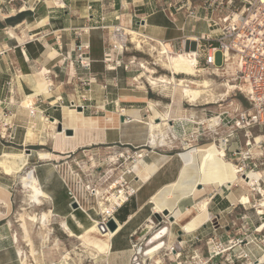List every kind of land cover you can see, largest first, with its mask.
I'll list each match as a JSON object with an SVG mask.
<instances>
[{
	"label": "crops",
	"instance_id": "0c3cea01",
	"mask_svg": "<svg viewBox=\"0 0 264 264\" xmlns=\"http://www.w3.org/2000/svg\"><path fill=\"white\" fill-rule=\"evenodd\" d=\"M89 1H93L91 10H87ZM102 1L52 0L48 2L43 0H0V130L11 134L14 132L15 136L17 134L19 143H15L16 145H24V130L31 122L30 120L33 118L36 120L35 116L40 112L41 116L48 114L49 118L53 117L54 120H57L56 123H52L54 120L48 118V121L45 120L44 127L49 129L48 137L50 139H56L57 135L61 136L62 143L58 144L57 148H60L63 154L67 153V150L82 147L84 144L89 146L90 142L96 146L108 144V142L113 143L117 140V137H111V132L117 134L120 143H124L125 145L139 144L140 147L150 148L145 143H141L145 136L144 129L141 128L144 127L143 124L137 125L139 126L137 129H135L136 126H128L127 124L123 126V133L108 131L116 130L111 127L114 125L118 126L112 119L118 113V109L111 111L107 107L124 108L123 112L126 119L139 118L144 121L148 118L146 116L148 115L146 106L148 100L151 99L148 89L142 88L141 84L138 87L135 86L134 81L131 79L134 72L124 70L122 66L116 67L112 62L109 64V69L104 68L102 61L103 53L108 50V46H105L106 44L103 40L98 45H95V36L99 34V38L103 39L105 37L103 30L105 27L109 28L111 26L104 24L107 22H115V24L120 23L127 26L128 14H124L126 16L125 20H121L123 14L120 17L118 14H106L104 16L102 12H97L98 9L96 10L98 6L100 7L99 3ZM53 3L56 5L64 4V8H58ZM163 3H159V5H163ZM138 5L144 6L137 9L140 12L136 13V15L146 18V24L143 28L146 33L142 32L152 38L169 42L172 50L175 49L176 40L186 36V33L194 31V29L185 28L186 21L184 22L183 19L179 17L172 19L169 17L167 11H162L159 8L153 9L152 6L155 7L153 0L142 1ZM156 5H158V2H156ZM93 6L96 8L94 9ZM23 7L26 10H22ZM45 17L47 22L40 25L39 21L45 19ZM132 20L137 21L136 19ZM78 43H88L90 45L89 56L92 63L89 70L80 68L78 63L74 61L75 52L73 49ZM52 51H55V54L50 56ZM134 54L136 57L139 56V52L134 51ZM128 55L129 53L126 52L119 57L126 62ZM115 56L113 53L112 59ZM46 74L49 81L52 82L50 89H48V82L44 79ZM35 82L43 87L46 86V90L42 95H39L35 91ZM103 85H105V88L101 87ZM88 86L90 88L89 91L87 90ZM83 93H87L90 101L88 108L83 112L77 110L79 112L77 114L76 129L72 130L74 131L73 136H68L71 138H67L58 134L60 133L59 131H55L56 136H53L54 128H56L55 124L61 123V116L67 115L66 111L62 109L63 105L70 108L68 106L69 100ZM157 95L162 99H158L155 102L160 103L162 102L161 100L170 102L172 94L168 89L167 93L164 92ZM179 95V92L174 93L176 99L179 98ZM39 97L42 98L41 102H37ZM26 99L35 102L36 113L34 116H31L27 107L23 106V102ZM55 100L57 103H52ZM93 101H95V104L92 103ZM98 103H101V105H98ZM157 107H159V104ZM73 109L76 110V108ZM91 109H94L92 112L96 116L85 114V111ZM183 110L184 114H190L188 110ZM176 115L177 113L174 112V108L172 107L171 118ZM117 118L119 121L117 122L120 124L121 117L118 116ZM169 122L172 124L174 132L181 129L176 121L171 122L169 120ZM129 127L135 129L134 132H128ZM169 129H172L171 125ZM100 131L105 132L101 136L95 137V132ZM41 139L42 133L38 141L40 144H37V146L46 144ZM187 147L188 143L183 149ZM9 148L12 149L13 147L4 145L0 139V154L2 155ZM109 148L115 150L116 146H110ZM156 149L160 148H154L158 155L157 161L153 160L150 156L147 157L148 162L145 161L146 158H143L141 165L139 164V167L136 168L138 172L135 170L134 174L129 173L125 175L128 184L134 187L135 192L123 204L113 209L112 212V217L117 223V228L108 240L109 248L106 260L108 261L109 258H112L114 264L117 262V256L134 255L135 250L132 246L134 243L141 245L144 243V227L153 220L155 213L151 196L153 197L163 186L173 182L178 176L181 164L174 160L177 154H162L156 151ZM161 149H165V147ZM166 149H170L169 151H171L173 148ZM31 151L28 153L29 155H31ZM31 157L36 156L35 154L31 155L29 160ZM37 159L45 162L52 160V158L48 160ZM178 159L180 158L178 157ZM92 164H96L95 161ZM97 169L99 170V168ZM21 175L4 174L6 177L18 178L19 182L21 181ZM35 177L42 191L48 196V198L42 200V204H33V206H42L47 203L46 210L36 213L37 217L44 211L51 210V214L55 212L58 216L65 218V223L76 234L81 233L82 228L92 223L90 221H87L88 223L82 222V226H79V224L70 221L69 217L71 213L67 214V209L63 207L65 202L60 200L61 203H57V195L64 189L59 174L44 172L37 173ZM92 177L96 178V173L92 174ZM5 179L0 176V193L2 192L0 204H3L4 209L9 206V201L5 193V191L7 193L8 191L3 187L10 188L9 184L2 181ZM20 184L27 190V204H30L31 189L28 186H23L21 182ZM202 198H206L204 197V193L197 196H189V198L181 199L177 206L181 210H187ZM208 198L210 199V196ZM3 213V211H0V215ZM92 215L94 218L96 214L92 212ZM8 218L6 216L3 220H0V264H21L19 249L16 245V234L12 235L10 229L5 228L6 223L9 222ZM18 221L21 229V220L18 219ZM181 222H179L180 225ZM162 225L167 224L166 222H154V227ZM174 225H178V223L174 222L168 225L171 232V236L170 233L168 235V237L170 236L169 241L173 243L177 240L178 232L181 229H173ZM205 225L200 227L202 228ZM199 228L193 232H197ZM182 243H185L184 239Z\"/></svg>",
	"mask_w": 264,
	"mask_h": 264
},
{
	"label": "rangeland",
	"instance_id": "374dc122",
	"mask_svg": "<svg viewBox=\"0 0 264 264\" xmlns=\"http://www.w3.org/2000/svg\"><path fill=\"white\" fill-rule=\"evenodd\" d=\"M121 1L123 4V8H120V0H103L101 2L102 4L99 3L100 7H93L94 9L96 8V10L98 9L97 12H102L104 16L106 14H123L121 20H125L126 16L124 14H128V17L129 14L134 11L138 14L140 11L137 9L144 6L138 4H140L142 1L148 0ZM153 1L155 2V7L152 6V8L160 9L161 5H159V3L164 2L162 6H165L166 1L169 0ZM234 1L238 2L237 0H172L173 7L171 8V10L174 13V17H179L185 20L187 7H190V9L197 10L199 16H205L209 19V21L212 20L215 22L214 27H211L209 29L204 20L195 21L193 19H186L185 28L194 29V31L188 32L186 33V36L176 40L175 49L173 51L178 52L179 48H181L182 40H186V37L190 35H196L197 38H202L206 35H211L213 37L216 36L220 28L228 20L227 17L230 14V8ZM156 2H158V5H156ZM104 24L112 26L115 24V22H107ZM103 31V33H105V37L101 39L99 38V34H97V36H95V45H98V43H101V40H103L105 41V46H108L112 28L105 27ZM111 40L114 39L111 38ZM188 43V48H194L196 44V42L191 41H189ZM200 43L204 44V41H201ZM153 57H157L156 53L153 54ZM137 58L139 61L148 59L146 55L140 52ZM216 62H220L219 53L216 55ZM149 67L153 69L151 66ZM200 69L202 71L195 73V76H188L182 73H175L174 76L176 77V79L183 77L196 81L207 79L210 83V88L214 93H221L228 90V97H226V99L222 98L219 102L215 103H207V100L204 99V97L197 99L196 101L189 102L188 98L187 101H184V95H181L180 91H174V93H180L178 99H176L174 97V93L172 94V91H170V93L172 94L171 104L168 101L166 102V100H161L162 102L157 103L155 102L156 100L162 99L157 94H163L164 92L167 93L168 89L165 90L157 87L152 91L149 89V95L151 99L149 101L157 104V106L159 104V107H157V109L161 112H165L170 106H172L174 108V112L177 113V115L173 118L177 121L179 120L178 122H182V124L185 125L184 130L180 129L177 132H174L173 129H169V127H162V130L166 136L165 145L159 147L160 149H156V151L162 154H178L179 152L184 150L183 147L187 146V141H190V139L191 141L190 144H188V147L190 145L198 146L213 142L219 149H228V147L230 146L229 149L225 151L224 159L227 161H231L237 167H239L242 164V154L247 152V148L245 147L246 138L244 137V132L242 130L237 131L234 137L232 136L230 138H227L229 142L225 147L224 139L229 134L230 128H228L226 125L212 128L214 127L213 122L207 118L212 117V119H214V116L217 115V113H219L220 111L228 110L231 112L233 110H241L242 108H245L247 106L246 99L238 91H231L235 88V84L233 82L231 83L229 81H226L228 77L224 70L218 71L216 72L217 75H214L209 69L199 68L198 70ZM156 72V75L170 76L168 71H166V67H157ZM92 103L95 104V101H93ZM98 105H101V103H98ZM107 108L111 111H115L116 109H118L114 106H109ZM183 109L188 110L190 114H184ZM93 110L94 109L87 110L85 111V114L95 115L92 112ZM210 114L212 116H210ZM98 116L103 117L104 115ZM118 116L119 114L117 113L114 117H112L114 123H117L118 126L114 125L111 128H114L116 130L108 131L119 132V129L121 127L120 124H118ZM173 118H171V122L174 120ZM108 119L110 118L108 117ZM187 120H189V122ZM60 121L63 126H67V124L69 123L67 115L61 116ZM168 123L169 125H171L169 121ZM129 125L136 126L135 129L139 128V126H137L139 125V123H129L128 126ZM141 128H143L145 132L144 139L141 141V143H145L148 146L147 128L145 126ZM135 129L130 128L128 129V132H134ZM48 131V128H44V130L42 131L41 140H43V142H45L46 144L41 146L16 145L17 143H19V137H17V134L15 136L14 132L11 134L7 133L6 131L3 132L0 130V139L2 140V143L4 145L12 146L14 148H9L7 149V151H24L26 153H30L26 151L27 149H29L30 151H46L50 153L52 158L51 161L45 162L38 160L37 157H31L29 160V164L27 165L26 169H24L26 171L24 172L26 173L27 171L33 170L35 175L37 173L44 172L59 174L60 178L62 179L64 189L63 191L61 190L62 192H59L56 201L57 203H61L60 200L65 202L63 207L67 209V214L73 213V208L70 205V197L67 191L68 188L71 189L73 193L78 197L81 203L80 205H82V207L90 214V216L93 217L92 210H96L97 205L94 200L87 195L86 186L93 183L100 188L102 187L101 189L105 188V185L120 177L122 172H127L132 164H136L134 163V161L136 159L138 160L137 157L144 154L145 150H151L147 147H140L139 144L125 145L124 143H120L117 134L111 132V137H117V140L113 143L108 142V144L96 146L92 142H90L89 146L84 144L82 147L67 150V153L63 154L61 152V149L57 148V145L62 143L61 136H56L55 131H57V129L54 128L53 134V136H56V139H50L48 137ZM104 132L105 131L95 132V137L101 136V134ZM73 133L74 131H72V134H69V136H72ZM255 133L256 131L253 130L252 134L254 135ZM61 135L63 136V134ZM110 146H116V149L113 150L109 148ZM163 147H165V149H161ZM255 147L256 149L258 148L257 145H255ZM166 148L173 149L169 151L170 149L168 150ZM235 148H237L240 153H236V151L233 152L232 150H234ZM259 150L261 153L253 152L251 155V157L256 158L252 160H256L255 167L253 166L252 161H249V159L245 161V163L251 167V169L247 168L248 172L244 174L245 176L249 172H251V170H264V150ZM125 151H128L129 153V156L126 159L118 157L119 161L116 159V164H114L113 161L110 160V156H115L116 158L118 156V152ZM71 153L74 154L72 155ZM90 158H93V161H95L96 164H91ZM144 158H146L145 161L148 162L147 157ZM174 160L181 164V161L177 156ZM76 161L78 162V166L75 165ZM97 168H99V170ZM76 172H79L81 175V179L78 181V183L75 182V177L73 176V174ZM94 173H96V178L92 177V174ZM0 176L1 178H6L2 181L10 185V188L2 186L8 191V193L6 191L5 193L7 194L9 206L4 209L3 204H0V211L4 212L2 215H0V220H3V218L6 216L9 217V222L6 223L5 228H9L12 235L16 234V245L18 246V249L22 250L24 254L26 253L28 255L30 253V248L27 245L26 237L22 228L20 229L19 227L18 219L21 220V217L26 218L27 214H36L41 210H46L47 203L42 206H33V203L27 204V190L21 186L18 178L10 176L6 177L2 172H0ZM107 178L108 180L105 182L104 180H106ZM261 188H263L264 190V177H262L261 181L254 186L247 185L244 179L241 178L234 184H230L228 187H217L209 185L203 186L200 189L196 190L194 196L203 193L204 197L210 196V206L208 203V210L210 212L209 220L206 222V225L202 228L200 227L197 232H192L189 234L182 232L181 234H178L177 240H175L174 243L169 241L171 232L170 230H168L167 235L164 237L165 241L167 242L168 249H162L160 252H158V254L155 255V259L160 260L159 264H264V194H262V192L260 191ZM242 192L249 194L250 202L239 203L237 201L236 198L238 197V194ZM0 195H2V192L0 193ZM50 202L52 203L51 199ZM260 203L261 205L258 206ZM92 207L93 209H91ZM76 215L80 221L88 223L86 216L81 211H77ZM62 220L65 221V218L58 216L55 212L54 214H52L49 224L45 227L38 222H30L29 220H26L29 236L34 243V247L37 252L36 257L39 264H65L63 257L67 259L68 264H97L98 262V264H114L112 258H109L108 261L104 258V260L101 259V261H95L93 258L94 256L91 255L90 249L84 248L81 245L80 240L76 239L75 237L68 236V234L62 230ZM153 220L155 221V223H157L154 218ZM168 223V220H166L167 225L154 227V222L151 220L149 223L151 225V228H146L144 232V243L142 245L138 243L137 246L141 245L142 249H146L150 244V233L154 230H160L163 227L168 226ZM177 223L178 225H174L173 229H180V223ZM44 230H48L49 233L48 240L45 244L42 243V235L44 234ZM169 233L170 236L168 237ZM93 236L98 239L101 238L97 234ZM92 239L95 240L94 237ZM147 239L149 240L147 241ZM183 239L185 240V243H182ZM171 248H174V250H171ZM173 252L176 253L174 254ZM30 259L31 257L28 256V261H30ZM116 261V264H158L156 263V260H154V258L152 259L148 256L146 257L145 255L142 256V254H138L136 253V251H134L133 256H117Z\"/></svg>",
	"mask_w": 264,
	"mask_h": 264
},
{
	"label": "bare ground",
	"instance_id": "6f19581e",
	"mask_svg": "<svg viewBox=\"0 0 264 264\" xmlns=\"http://www.w3.org/2000/svg\"><path fill=\"white\" fill-rule=\"evenodd\" d=\"M52 1V0H46ZM22 10H26L24 7ZM129 19V17L127 16ZM39 21V20H38ZM47 22V19H42L39 21V24L42 25ZM27 25V24H26ZM30 26V25H29ZM124 28L125 34H131V42H135L137 44V48H141V42L147 43L152 46V49L157 52V58L163 67H166V70H171L172 75H156L154 69H151L148 65H146L143 61H140L142 71L139 74V77H146L150 84H152L153 88L160 89H170L172 94L174 91H180L181 95L188 96V101L193 102L197 99L204 97L207 103H215L219 102L222 98L226 99L228 97V90L221 93H214L210 88V83L207 79H202L200 81H196L188 78H179L176 79L174 76L175 73H182L188 76H195V73L202 71L198 70L195 67L196 57H195V46L194 48H188V42H195L197 40L196 35H190L186 37V47L185 49L179 50L178 52H174L172 48L169 46V42L163 41L161 39L152 38L155 40L156 44L149 43L147 41V35L142 31L135 32V30L125 26L122 24ZM110 28H113L110 26ZM13 29V28H12ZM8 30V29H7ZM22 32V31H21ZM24 32V31H23ZM142 36L139 38L137 35ZM11 34V33H10ZM9 35V34H7ZM211 36V35H210ZM29 37V36H28ZM22 38V37H21ZM26 38V37H25ZM113 42L119 46L121 44V40L117 38H113ZM20 40V39H19ZM27 40V39H26ZM160 45V46H159ZM55 51L50 53V56H53ZM58 54V53H57ZM56 54V55H57ZM194 55V56H193ZM56 59V58H55ZM225 71V70H224ZM45 79V77H44ZM102 87V86H101ZM49 89V88H48ZM46 90V86L35 82V91L42 95ZM26 96V95H25ZM36 96V95H35ZM147 100V99H146ZM32 100L26 99L23 102V106L26 107ZM52 103H57V101H52ZM21 105V104H20ZM147 110L148 118L146 120H141L139 118H132L130 120L124 118V121L120 120L121 129L119 132L123 133V126H126L129 123H139L143 124L147 128L148 133V146L151 150H145V153L141 156L137 157L132 166L129 168L128 173L134 174L137 167H139L140 160L142 161L144 157H152L153 160L157 161V153L154 148L162 147L165 145V134L162 130V127H170L168 121L172 120L170 114L172 112V107L165 112H161L157 109V105L152 101L147 102ZM75 107L68 108L63 105L62 109L66 111L68 117L67 126H62V132L58 134H63V136L67 138L69 134L66 133L67 129L75 130L76 129V121H77V110L73 109ZM121 109L118 108L119 117L124 116L123 111L122 114L119 113ZM38 112V111H37ZM31 122L26 126L24 130V145H37L40 144L39 137L42 131L44 130L45 120L49 119L41 116L40 112H38ZM213 122V125L216 126L218 124V119H210ZM159 121V122H158ZM189 121V120H187ZM57 120L52 121V123H56ZM145 122V123H144ZM121 130V131H120ZM58 131V130H57ZM73 136V135H72ZM261 140V136H256L255 142L258 143ZM191 141V139H190ZM188 140V144H190ZM193 143V142H192ZM260 149V148H259ZM258 148L256 149L255 145L250 149L253 152H260ZM144 152V151H143ZM261 153V152H260ZM35 154V156L42 160L50 159V153L46 151H31V155ZM225 150L224 148L219 149L215 146L213 142H209L205 145H190L188 148L179 152L177 156L181 160V166L179 169V173L177 178L168 185L163 186L161 190H159L152 198V202L154 204L153 209L154 212H158L162 215L163 210L167 209L170 215L173 216L174 221H169L167 216H163L166 220H168V225L171 223L181 222L180 228L184 233H192L194 230L199 228L200 226L206 224V222L210 218V212L208 210L209 198H202L198 200L191 208L187 210H181L178 208V202L183 198H189V196H194L196 189H200L203 186H217V187H228L230 184H234L239 179H244L247 185H256L261 181V178L264 177V170H251L246 176L238 175L237 166L231 161H227L224 159ZM28 153L22 152H12L6 151L0 156V170L6 175H17L22 174L20 176V182L23 186H28L31 189L30 200L34 205L42 204V200L44 198H48V196L42 191L40 188L38 181L33 173V170L24 171L26 165L29 163V157L31 156ZM118 157V156H117ZM161 158V157H160ZM256 159V158H254ZM91 164L93 162V158H90ZM110 160L116 164L115 156H110ZM119 161V160H118ZM160 162V161H159ZM118 164V163H117ZM141 165V164H140ZM128 168V167H127ZM243 170V169H241ZM110 171V170H109ZM242 176V177H241ZM107 177V176H106ZM112 177V176H111ZM108 179V178H107ZM115 184V183H114ZM240 185V184H239ZM233 191V190H232ZM237 191V190H236ZM262 194H264L263 188L260 189ZM104 192V189L100 187L96 189V196L98 204L100 208L104 211L110 213L113 209L114 202H118L117 193L111 190L108 195L109 203H104L103 198L100 197ZM232 194V193H231ZM237 195V194H236ZM235 195V196H236ZM124 196V195H121ZM230 198V197H229ZM239 203H247L250 202L249 194L247 193H239L236 198ZM183 201V200H182ZM235 201V200H234ZM261 203L258 205L260 206ZM93 209V208H92ZM259 209V208H258ZM73 213L69 217V220L79 224L82 226V221L76 215L77 211H81L85 216L87 221L93 222V217L80 205V208L77 210L72 209ZM260 212V210H259ZM52 216L51 210L44 211L40 214L39 217L35 213L27 214L26 218L21 217V228L25 234L27 245L29 246V254L19 249L21 264H39L37 259V252L34 247V243L29 236L28 228L26 225V220L30 222H38L42 226H46L50 222V217ZM66 221V220H65ZM64 220L61 222L62 230L67 233L71 237H75L76 239L81 241V245L90 249L91 255H93L95 261H101V259H107L106 256L109 248L108 240L112 236L114 232H110L107 230L106 232H102L99 229V225L97 223H91L87 227L82 228L81 233H74L69 225L65 223ZM81 228V227H80ZM146 228H151V225L147 223L145 226L144 232ZM169 230L168 226L163 227L160 230H154L150 233L149 237L150 244L146 249H142L140 246H135V251L138 254H142V256H148L149 258H154L156 263H160L159 259H155V255L158 254L162 249H168L167 242L164 237L167 235ZM48 230H44V234L42 235V243L45 244L48 240ZM99 235L101 238H96L93 235ZM95 238L92 239V238ZM174 250V248H171ZM94 254H93V253ZM174 254L176 252H173ZM28 256L31 257L30 261H28ZM103 259V260H104ZM65 264H68L67 259L63 257ZM102 260V261H103ZM99 263V262H98ZM97 263V264H98Z\"/></svg>",
	"mask_w": 264,
	"mask_h": 264
},
{
	"label": "built area",
	"instance_id": "2783aa9c",
	"mask_svg": "<svg viewBox=\"0 0 264 264\" xmlns=\"http://www.w3.org/2000/svg\"><path fill=\"white\" fill-rule=\"evenodd\" d=\"M237 1L238 2L234 1L231 5L230 14L227 17L228 20L226 21V23L223 24L216 36L213 37L210 35H206L202 38H197V40L195 41L196 44L194 53L197 59L195 64V67L197 69H209L214 75H217L216 72L218 71L225 70L226 75L228 77L226 81H229L231 83L233 82L235 84V88L231 91H238L246 99L247 106L245 108H242L241 110H233L231 112L225 110L217 113L214 118L218 119V124L212 127L215 128L218 126L226 125L228 128H230L229 134L224 139L225 147L226 144L229 142L227 138H230L232 136L234 137L237 131L242 130L244 132V137L246 138L245 147L247 148V152L242 154V166L240 165L239 167H237L239 168L237 172L238 175H244L246 172H248L247 168L251 169V167L248 166L245 161L248 159L249 161H252L254 159L253 157H251L252 152L250 151V149L254 145H257L258 148L264 150V0ZM92 3L93 1H89L87 5V10H91ZM53 4L58 8H64V4ZM119 5L120 8H123L121 0ZM172 7V0H169L165 6L161 5L160 9L162 11H167L169 17L174 19V13L171 10ZM118 16L120 17L121 14H119ZM185 17L186 18L184 22L186 21V19H193L195 21L204 20L209 29L211 27H214V21L211 20V22L207 17L199 16L197 10L190 9V7H187V14ZM132 19H136L137 21L135 22ZM145 24L146 18L144 16L138 17L134 11L130 13V18L128 19L126 25L129 28L135 30V32L143 31L144 33H146L143 29ZM112 27V33L109 37V43L107 48L108 50L103 53L102 61L104 63V68L109 69V64L111 62L116 67L122 66L124 70H129L135 73L131 77L132 81H134L135 83V86L138 87V85L141 84L142 88H146V90L150 89L152 91L154 88L152 84H150V81L146 77H139L142 68L140 66V61L134 54V51L140 52L148 57V59H145L143 62L146 65L151 66L154 69L155 74H157V67L163 68L157 57H153V54L156 53L157 55V52L152 49L151 45L144 42H141V48H137V44L135 42L130 41L131 34H125L124 28L120 23L114 24L112 25ZM139 35L140 34H138L137 36L141 38L142 36ZM112 37L121 40V44L118 46L116 42H112ZM146 38L149 43L156 44L155 40L152 39L151 36L147 35ZM201 41H204V44H201ZM185 46L186 40H182V45L179 50L185 49ZM89 48L90 45L88 43H78L73 49V51L75 52L74 61L78 63L79 67L84 70H89L92 63V60L89 56ZM126 52L129 53V55L128 60L125 62L120 57ZM113 53L116 55L114 59H112ZM218 53L220 55L219 63L216 62V55ZM166 71H168V73L172 75L171 70ZM45 80L48 82L50 89L52 87V82L49 81L47 74L45 75ZM102 87L105 88V85H103ZM87 90H90L89 86ZM183 98L184 101H187L188 97L184 95ZM41 99L42 98L39 97L37 102H41ZM89 101L90 98L87 93H83L78 96L76 95L74 99L69 100L68 106L77 108L78 105H80L84 111L88 108ZM171 102L172 97H170V104ZM26 107L28 109L29 114L31 116H34L36 113L35 102H30ZM120 109H123L122 111H124V108L120 107ZM122 111H120L121 114ZM43 116L46 119L49 118L48 114H43ZM210 116L212 115L210 114ZM123 117L125 118V116ZM207 119H212V117H209ZM178 121L177 123L179 124L181 129L184 130L185 125L182 124V122ZM171 127L173 129L172 124ZM253 130L256 131L254 135L252 134ZM256 136H261V140L258 143L255 142ZM228 149L224 148L225 151H227ZM232 151L240 153L237 148ZM71 154L73 155L74 153ZM117 154L119 158L126 159L129 156L128 151L118 152ZM118 157H116L117 160ZM255 161L256 160L252 161L254 167L256 166ZM75 165L78 166L77 161L75 162ZM127 174H129L128 170L127 172H122L120 177L114 179L113 181L105 185L106 187L103 188L104 192L102 195H100V197L103 198L104 203H109V192L113 190L115 193H117L119 201L114 202L112 206L113 209L123 204L128 199V197L135 192L134 187H131L128 184V180L125 177V175ZM73 176L75 177V182L78 183V181L81 179L80 173L76 172L73 174ZM107 180L108 179L104 181L106 182ZM97 188L99 187L93 183L88 184L86 186L87 195L91 197L97 205V211L92 210L93 213L96 214L92 220V223H97V225H105L108 219L112 218L113 209L110 213H108L107 211H104L100 208L96 196ZM67 191L70 197V202H76L78 208H80L81 203L78 197L73 193L71 189L68 188ZM136 245L138 244L134 243L132 245L133 248H135Z\"/></svg>",
	"mask_w": 264,
	"mask_h": 264
},
{
	"label": "water",
	"instance_id": "95a60500",
	"mask_svg": "<svg viewBox=\"0 0 264 264\" xmlns=\"http://www.w3.org/2000/svg\"><path fill=\"white\" fill-rule=\"evenodd\" d=\"M76 109L79 110V111H83V108H82L81 106H78ZM50 119H51V120H54L53 117H50ZM120 119H121L122 121H124V117H123V116H121ZM56 129H57L58 131H61V130H62V124H61L60 122L56 125ZM66 133H67V134H72V130L67 129V130H66ZM26 151L30 152L29 149H27ZM70 205H71V207H72L73 209H77V208H78V205H77L76 202H71ZM163 216H167L168 219H169V221H174L173 216L170 215V213H169V211H168L167 209L163 210L162 215H160L158 212H155L154 215H153V217H154V219L157 221V223H163V222H166V219H165ZM153 221H154V220H153ZM154 222H155V221H154ZM116 228H117V223L115 222V220H114L113 217H112V218H109L108 221L105 223V225H102V224L99 225V229H100L102 232H106L107 230H109L110 232H114ZM182 232H183V231L180 229L179 232H178V234H181ZM148 240H149V239H147V241H148Z\"/></svg>",
	"mask_w": 264,
	"mask_h": 264
},
{
	"label": "trees",
	"instance_id": "16d2710c",
	"mask_svg": "<svg viewBox=\"0 0 264 264\" xmlns=\"http://www.w3.org/2000/svg\"><path fill=\"white\" fill-rule=\"evenodd\" d=\"M197 190V189H196Z\"/></svg>",
	"mask_w": 264,
	"mask_h": 264
}]
</instances>
